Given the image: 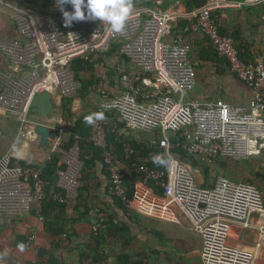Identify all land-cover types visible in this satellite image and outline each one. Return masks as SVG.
Here are the masks:
<instances>
[{"label": "built area", "instance_id": "1", "mask_svg": "<svg viewBox=\"0 0 264 264\" xmlns=\"http://www.w3.org/2000/svg\"><path fill=\"white\" fill-rule=\"evenodd\" d=\"M261 1L264 0L246 3ZM246 3L211 0L189 12L186 26L175 34L177 16L154 8L136 9L124 30L115 33L99 20L74 22L66 27L60 8H18L0 0L13 11L21 36V40H0V52L9 64L6 70H0V145L4 139L9 144L7 152L0 156V215L19 219L35 214L37 222L44 221L41 212L47 182L43 168L56 156L63 166L57 173L58 187L66 191V196L59 193L53 199L69 204L78 197L85 151L74 133L78 117H66L62 104L64 99H76L82 89L74 63L92 61L98 68L104 59L106 77L91 87L100 99L97 113L111 116L112 121L118 119L129 132L158 131L147 142L150 153L144 158L130 141L121 139L125 159L142 175L145 185L151 183L162 190L168 204L176 205L188 219L190 229L202 239L203 264H250V252L228 243L229 230L234 225L249 229L255 217H264V191L255 184L233 182L222 176L212 186L203 187L181 157L173 153L182 148L188 157L211 168L220 160L264 157V60L243 61L235 40L221 33L215 16L221 9L240 8ZM191 32L207 38L218 56L228 62L232 74L254 91L250 107L233 106L221 99H191L197 71L184 40V35ZM116 43L122 60L108 56ZM42 94L51 96L52 113L57 106L59 115L51 113L45 120L33 112V101ZM105 123L102 119L91 125L89 142L103 150L111 174L110 194L131 207L123 171L108 148ZM38 127L50 131L44 149L40 147ZM176 135L179 140L172 143ZM72 137L76 142L70 145ZM30 143L39 150L46 149L44 159L29 161L16 152ZM155 156L168 159L165 170L151 165ZM107 222V213L97 209L91 233L98 235L106 229ZM36 243L34 233L27 248L37 254Z\"/></svg>", "mask_w": 264, "mask_h": 264}, {"label": "trees", "instance_id": "2", "mask_svg": "<svg viewBox=\"0 0 264 264\" xmlns=\"http://www.w3.org/2000/svg\"><path fill=\"white\" fill-rule=\"evenodd\" d=\"M23 4L41 9L48 10L51 8L57 0H21ZM145 0H132V3L143 2ZM189 12L200 9L207 4V0H182ZM65 10L71 11L70 5L64 6ZM215 16L218 20L217 14ZM219 22V21H218ZM180 28V27H178ZM184 27L180 28L182 31ZM223 35L231 36L235 42L237 50L240 54V58L246 63H256L260 56H258L254 50L253 45L246 42L242 36V32H228L224 28H220ZM175 34L179 33L178 29H174ZM207 39V38H206ZM208 47H205L199 51V61L201 64H209L215 69H221L226 71L230 69L229 64L226 60L220 58L218 54L214 51L209 40H206ZM117 46H115L116 48ZM115 48L108 56H113ZM264 57V55H263ZM104 66V61H100ZM95 62L77 60L74 63V70L76 72L78 80L82 83V89L80 90L78 97L86 100L88 97L95 96L92 92L91 87L95 84L94 80L85 81L82 78V74L87 72H93L95 70ZM195 69L197 71L198 67L195 64ZM220 71V70H219ZM108 75H110L108 73ZM102 77H97V80L106 77L105 74L101 75ZM111 76V75H110ZM77 97V98H78ZM75 98L64 99L62 104V110L64 115L68 118L75 116L72 112V106ZM97 113L86 112L79 116L76 127L74 128V133L80 137L79 144L84 149L82 154L83 169L80 176V187L78 191V197L71 201L69 204H63L59 201L53 199L54 195L62 193L66 196V191L58 187V176L57 173L60 169L63 168L60 165V157L56 156L54 159L48 163L43 168V179L47 182L46 187V197L42 202V212L41 217L43 218L42 231L40 235L41 243L40 245L36 243V260L28 264H67L62 257L60 256L59 251L64 247H69L72 244V239L75 236L76 232L74 226L78 223L85 221L88 216L90 217L93 209H100L107 211V209L113 207V211L108 215V222L106 224V229L101 230L98 235L91 233V243L86 246V250H81L80 254V264H105L106 259L108 258L107 247L109 244L120 245L123 248V252L117 255L115 264H150V257L145 252L140 253H131L130 248L134 245L135 242H140L139 237L143 232H147L156 236L159 241L162 243L161 232L156 230L151 224L145 223V218L140 214L132 211L129 205L122 202L119 198L110 194L111 187V174L108 170V167L104 162V153L103 150L95 147L92 143L89 142L91 125L85 123L84 118L87 115ZM105 125L107 128V140L108 148L116 157L118 166L123 171V180L127 190V197L132 202L135 198V184L136 182H143V177L140 173H137L134 168L130 166V162L125 159L123 146L120 143L121 139H127L130 141L132 146L138 151L141 158L146 157L150 150L147 146V142L141 139H138L134 136H126L125 134H119L121 130L125 129V126L118 121V119L111 120V116H105ZM179 140V136H173L171 142L175 143ZM76 141L72 137L70 140V145H73ZM174 154L180 156L182 159L189 160L194 163L195 167H202L204 173L207 176H212V168L207 166H202L199 162L191 157L187 156L186 151L182 148L175 149ZM162 153H158L161 155ZM160 158L165 161V163L158 164L152 163L153 167L158 169L165 170L167 167V160L164 156ZM102 164L103 169L101 172V177L97 174V166ZM98 179V184L95 185L94 180ZM100 179L104 180L106 183V196L110 200V207L104 203V208L94 206L92 203L95 201L94 192L100 188L101 183ZM148 186L153 189L157 195L163 196V191L154 187L153 184H148ZM106 206V207H105ZM69 209L73 211V218H68ZM35 217V214H32L31 217ZM7 218V217H6ZM24 217H20L22 220ZM9 219V218H7ZM13 220V219H10ZM18 221V220H17ZM37 232H31L29 236L21 235L17 237V241L14 244L15 248L24 250L27 248V243L29 237ZM63 235H67L66 239H63ZM37 234V241H38ZM39 246V247H38ZM153 255H159L158 251H151Z\"/></svg>", "mask_w": 264, "mask_h": 264}, {"label": "crops", "instance_id": "3", "mask_svg": "<svg viewBox=\"0 0 264 264\" xmlns=\"http://www.w3.org/2000/svg\"><path fill=\"white\" fill-rule=\"evenodd\" d=\"M2 1L10 5H13L11 0H2ZM18 1L20 2V5H13L14 7H18V8L28 7L27 5L23 4L21 0ZM210 1L211 0H207V3ZM228 1L230 3L242 4V3H246L249 0H228ZM133 6H134L133 11H136V9L138 8H154L159 11L171 12L178 18L177 22L174 24V27L175 29H178L179 32L181 31L180 28L185 27L187 24L186 18L189 11L187 10L182 0H145L143 2L133 3ZM53 7L59 8V5L55 3L51 7V9ZM216 14L218 17L219 24L220 26H222V28H224L225 30L231 33L240 30L242 32V36L244 40L253 45V50L256 54L260 55L264 51V1H261L258 4L246 3L240 8L229 7L227 9H221L217 11ZM0 40H6V41L21 40V36L18 33L16 24L13 19V12L9 13L2 9H0ZM184 40L186 45H188V47L190 48V54L192 52V54L189 55L190 61L194 65L196 64V66L198 67L197 73L200 72L201 74V78L197 80V85H199L200 91L199 93L194 92L191 95V99L200 100L203 102H214L216 100L221 99L233 106L243 107V108L250 107L255 97V93L250 87H248L246 84L238 80L237 77L232 74L230 69L229 70L226 69V71L223 70L221 72V69H219L220 70L219 71L218 69H215L213 66L209 64H201V62L199 61V51L205 47H208V43L206 41L207 39L199 32H191V33H186L184 35ZM116 44L117 47L115 48V52L111 57H114L118 60L120 59V47H118L119 45L118 43ZM102 60L104 61V59H101L100 61ZM120 60H122V58ZM100 64L98 68L96 67L95 64V70L93 72L85 73L84 76L88 74H96L97 71L96 74L97 77H102L101 75L105 74L106 68L103 66L101 62ZM8 65L9 64L7 59L0 52V70L2 71L6 70L8 68ZM109 74L112 75L111 72ZM88 98H91L92 103L90 104V107H92L93 109L92 111H86V112L97 111V106L99 104L98 98L96 96H91ZM78 105H80V102H78ZM72 112L75 114L76 117L79 118V116L76 115V113L74 112L73 106H72ZM259 158L260 160L261 159L264 160L263 159L264 157H259ZM223 161L224 160L219 161L221 165L224 164ZM262 166L264 168V162ZM212 171L213 173L211 176V182L208 187L212 186L213 183L216 181L215 180L213 182L214 175L220 173L222 177H226L225 175H223L224 172L216 171V168L214 167H212ZM100 183L101 186L96 193H98L100 199L101 198L103 199L102 200L103 204L106 203V205H109L110 207V200L106 196V192H105L106 183L102 179H100ZM135 200H137V203L139 201L144 202L145 204L154 208L157 212L156 214L159 213L158 216H163L164 212L165 213L168 212L174 215L177 218V221L174 222L172 221V222L175 223L176 225L183 227L184 225L188 224L190 226V222L176 205L174 204L169 205L168 204L170 202L169 200L164 199L163 196L157 195L153 189H151L148 185H145L143 182H136L135 184V198L132 202H134ZM110 209L111 211L114 212L113 207H111ZM130 209L140 214L141 216H144L146 214L142 212L140 209L134 210L131 207ZM147 215L155 217L151 214H147ZM93 216L94 215H92L91 213L90 220L92 219ZM67 217L68 218L75 217L72 209L71 210L69 209V214L67 215ZM33 218L34 219L32 221H30L31 220L30 216H26L22 220L20 218L10 220L0 215V264H28L36 260V252L33 251V249L28 248V249L20 250L15 248L14 246L18 236L21 235L29 236L33 231L37 232L39 238L37 244L40 245L41 243L40 235L42 231V225H40L37 222V219L35 217ZM257 218L258 216L255 217L254 220L251 222L249 229H244L241 226L239 227H241L242 231L244 230V232L251 231L255 228L254 223H256ZM88 219L89 216L85 221L78 223L74 226V230L76 234L72 239L73 240L72 244L68 248L64 247L59 251L60 256L67 264H80L81 250H86V246L91 243V239L88 241L87 236H85L82 233L83 225H85ZM176 222H180L181 224H177ZM237 227H238L237 225L233 226L234 229H236ZM89 232L91 233V231ZM147 236L151 238H147ZM153 238L155 239L157 237L147 232H143L141 234V236L139 237V241H140L139 244L140 246H143V249L145 250V251L142 250L141 252L146 253L154 250L158 251L160 253L159 254L160 256L155 255V257L157 256H159V258L162 257L161 260L166 262V264H184L183 259L185 256H201L202 242L197 247H195L193 244H188V243H185L186 245L183 244L181 247V244L178 241H172L169 244H165L164 242L161 243L157 238L158 243H155L156 241H153ZM110 245L112 244H109V246ZM112 247H114V245ZM108 252L109 250H107V254ZM112 252L113 251H111V253ZM32 254L35 255L34 260L32 259L33 261L30 259L29 256ZM119 254H121V251ZM111 255H112L111 258L108 255L105 264L116 263L115 257L117 255H114V252Z\"/></svg>", "mask_w": 264, "mask_h": 264}, {"label": "rangeland", "instance_id": "4", "mask_svg": "<svg viewBox=\"0 0 264 264\" xmlns=\"http://www.w3.org/2000/svg\"><path fill=\"white\" fill-rule=\"evenodd\" d=\"M13 5H20V2L18 0H11ZM0 9L12 13L13 11L7 7H4L2 4H0ZM192 54V52H191ZM190 54V55H191ZM258 56L260 58L258 60H264V51ZM203 71V70H202ZM203 74V73H202ZM99 75V74H98ZM201 78L200 72L197 73V80ZM85 81L94 80L96 82L97 75L96 74H89L84 76ZM78 97V96H77ZM76 97V98H77ZM187 99H189L187 97ZM78 102H80V105H78ZM100 102V99L98 98V103ZM89 103V104H88ZM91 98H87L86 100H81V98H77L74 100L73 107L74 112L76 115L80 116L81 114H84L86 111H92V107H90L91 104ZM60 114V108L55 106V109L52 113V116H56ZM14 134V133H13ZM120 134H125L126 136H134L138 139L144 140L146 142L151 141L156 137L158 134V131H153L150 133L147 132H129L128 130H121ZM12 138V137H11ZM39 147H37L36 144L30 143L28 147H22V149L17 150L18 154L20 156H23L29 161L38 162V160H42L47 155V151L45 150H39ZM9 149V144L7 139H4L2 144L0 145V156L7 152ZM264 159V158H263ZM182 163L191 171L192 175L194 176L196 182L198 184H201L203 187H208L211 182V176H207L204 173V169L202 167H195L194 163L190 162L189 160L182 159ZM263 162L264 160H260L259 157L251 158L249 160H228L223 161L224 164L217 163L214 168H216V171L224 172L223 175L226 176V178L230 179L233 182H245V183H252L261 188L262 191H264V168H263ZM220 164V165H219ZM218 166V167H217ZM103 166L102 164L98 163L97 166V174L98 176L101 175ZM213 173V171H212ZM217 176V177H216ZM222 176L220 173L217 175H214L213 182L219 177ZM101 177V176H100ZM216 178V179H215ZM240 178V179H239ZM95 185L98 184V179L94 180L93 182ZM94 198L95 201L92 203L94 206L102 207L104 208V204L102 202V198L100 199L98 193L94 192ZM131 208L134 210H141L142 212L146 213L144 216L145 223L151 224L154 228H156L159 232H161V238L162 241L165 244H169L172 241H178L182 245L193 244L195 247L199 246V244L202 242L201 237L195 233L193 230L189 229L190 226L188 224L182 226L176 225L173 223L174 221H177V218L166 212H164L163 216H158L156 214V210L149 205L145 204L144 202H138L135 200L130 204ZM106 207V206H105ZM97 209L92 210V215H95ZM104 212V210H101ZM107 215L110 214L111 210L107 209L105 211ZM159 212V211H158ZM162 212V211H161ZM147 214H151L155 217L149 216ZM159 217V218H158ZM32 221L34 218H30ZM173 221V222H172ZM36 222V221H35ZM94 222V216L92 219H89L86 221L85 225H83L82 233L87 236L88 241L91 239V226ZM33 223V222H32ZM30 223V224H32ZM39 223V222H38ZM41 224V223H39ZM264 217H258L256 223H254L255 228L251 231L244 232L242 231L241 227H237L236 229L231 228L229 230V241L228 243L232 246L238 247L240 249H243L245 251H250L252 260L250 264H264ZM263 226V227H262ZM33 229V228H32ZM90 229V230H89ZM147 238H151L148 237ZM153 241H156L155 243H158L157 238H153ZM149 242V241H148ZM114 245V247H112ZM39 247V246H38ZM107 250H109L108 255L111 258V254L114 252V255H118L121 252H123V248L118 244L115 246V244H112L107 247ZM143 249V246H140L139 242H135L134 245L130 248L131 253H140ZM37 251V250H36ZM111 251H113L111 253ZM145 251V250H144ZM147 255L150 257L149 263L150 264H166V262L162 261V257L159 258V256L155 257V255L152 254L151 251L146 252ZM30 259L34 260L35 255H29ZM32 260V261H33ZM184 264H203L201 256H185Z\"/></svg>", "mask_w": 264, "mask_h": 264}, {"label": "clouds", "instance_id": "5", "mask_svg": "<svg viewBox=\"0 0 264 264\" xmlns=\"http://www.w3.org/2000/svg\"><path fill=\"white\" fill-rule=\"evenodd\" d=\"M57 4L66 27H71L74 22L99 20L115 33L124 30L134 7L132 0H57ZM65 5H70L72 10H65ZM102 119L104 115L101 112L85 116L84 121L93 125ZM153 161L158 164L165 163L159 156L153 157Z\"/></svg>", "mask_w": 264, "mask_h": 264}, {"label": "water", "instance_id": "6", "mask_svg": "<svg viewBox=\"0 0 264 264\" xmlns=\"http://www.w3.org/2000/svg\"><path fill=\"white\" fill-rule=\"evenodd\" d=\"M199 85L194 88L195 93H199ZM54 108V103L49 94L37 96L33 101V112L41 119H48ZM37 132L41 135L42 140L40 147L44 149L50 139V131L46 127H38Z\"/></svg>", "mask_w": 264, "mask_h": 264}]
</instances>
